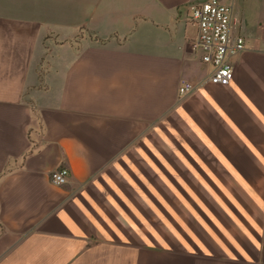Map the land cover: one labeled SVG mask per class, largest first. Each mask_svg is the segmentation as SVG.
Here are the masks:
<instances>
[{
    "label": "crops",
    "instance_id": "crops-1",
    "mask_svg": "<svg viewBox=\"0 0 264 264\" xmlns=\"http://www.w3.org/2000/svg\"><path fill=\"white\" fill-rule=\"evenodd\" d=\"M199 1L0 0V264H264V0H222L224 87L190 48Z\"/></svg>",
    "mask_w": 264,
    "mask_h": 264
},
{
    "label": "built area",
    "instance_id": "built-area-1",
    "mask_svg": "<svg viewBox=\"0 0 264 264\" xmlns=\"http://www.w3.org/2000/svg\"><path fill=\"white\" fill-rule=\"evenodd\" d=\"M188 20L196 27V36L190 48L201 54V61L211 66L208 81L214 85H229L233 72L229 57L244 49L242 37H231V8L222 0H203L190 3ZM193 86L184 80L178 85L177 93L185 96ZM69 171L65 167L51 172L50 180L56 186L67 183Z\"/></svg>",
    "mask_w": 264,
    "mask_h": 264
},
{
    "label": "rangeland",
    "instance_id": "rangeland-1",
    "mask_svg": "<svg viewBox=\"0 0 264 264\" xmlns=\"http://www.w3.org/2000/svg\"><path fill=\"white\" fill-rule=\"evenodd\" d=\"M168 180L165 179L162 182V194L161 197L159 196L158 190L160 188V184H158L157 180L154 178L146 179V188L144 192V196L147 201V208L145 210V230L147 234L152 235L154 231V215L160 213L162 214V219L164 220V223H166V226L164 223L162 224V234L169 233V211L168 210H159V203L160 201H168L169 200V188H168ZM162 220V221H163ZM157 228V227H156ZM141 230V227H140ZM147 244H153V242L147 241Z\"/></svg>",
    "mask_w": 264,
    "mask_h": 264
}]
</instances>
